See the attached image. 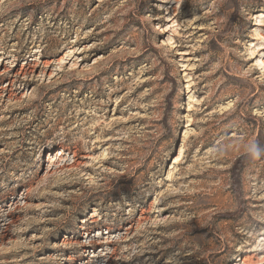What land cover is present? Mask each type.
Masks as SVG:
<instances>
[{"label":"rangeland","instance_id":"1","mask_svg":"<svg viewBox=\"0 0 264 264\" xmlns=\"http://www.w3.org/2000/svg\"><path fill=\"white\" fill-rule=\"evenodd\" d=\"M260 11L0 0V264H264Z\"/></svg>","mask_w":264,"mask_h":264},{"label":"bare ground","instance_id":"2","mask_svg":"<svg viewBox=\"0 0 264 264\" xmlns=\"http://www.w3.org/2000/svg\"><path fill=\"white\" fill-rule=\"evenodd\" d=\"M256 14H258L257 16H256V18H259L260 19V22H263L264 20H263V18H264V11H260V12H258V13H256ZM167 20H170L171 21V19L169 18V19H167ZM182 54H186V53H182ZM262 56H264V54L262 55ZM257 64H258V66H262L263 68H264V60L263 59H261V60H259L258 62H257ZM30 67H31V65H27V67H21L20 68V71H23L24 72V74H26V72H29V69H30ZM55 152V153H54ZM63 156H64V152H62L61 151V149H58V150H55V151H53V152H51V153H49L48 155H47V158H46V161L47 162H49V167L51 166V165H57V163H59V161H62L63 159ZM60 166V165H59ZM93 215H95V214H93ZM92 215V216H93ZM90 222H92V221H90ZM106 242H108V241H99V242H97V243H106ZM255 249L254 248H250V249H248V250H246L245 251V253L246 254H248V253H252L253 251H254ZM85 251V250H84ZM94 256V255H93ZM240 260H242V258L240 259ZM246 259H244L243 261H245ZM86 263H87V261H86Z\"/></svg>","mask_w":264,"mask_h":264},{"label":"clouds","instance_id":"3","mask_svg":"<svg viewBox=\"0 0 264 264\" xmlns=\"http://www.w3.org/2000/svg\"><path fill=\"white\" fill-rule=\"evenodd\" d=\"M247 154L251 158L258 159L264 154V149H262L255 141H252L247 145Z\"/></svg>","mask_w":264,"mask_h":264},{"label":"trees","instance_id":"4","mask_svg":"<svg viewBox=\"0 0 264 264\" xmlns=\"http://www.w3.org/2000/svg\"><path fill=\"white\" fill-rule=\"evenodd\" d=\"M249 157L248 154H244L239 157V159L236 161L234 167H233V174L236 175L238 173L239 167L241 163H243V160L247 159Z\"/></svg>","mask_w":264,"mask_h":264}]
</instances>
